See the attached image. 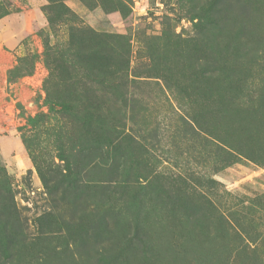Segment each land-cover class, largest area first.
<instances>
[{"label":"rangeland","instance_id":"obj_1","mask_svg":"<svg viewBox=\"0 0 264 264\" xmlns=\"http://www.w3.org/2000/svg\"><path fill=\"white\" fill-rule=\"evenodd\" d=\"M7 16L0 264H264V0H0ZM88 90L128 93L93 118L105 160Z\"/></svg>","mask_w":264,"mask_h":264},{"label":"trees","instance_id":"obj_2","mask_svg":"<svg viewBox=\"0 0 264 264\" xmlns=\"http://www.w3.org/2000/svg\"><path fill=\"white\" fill-rule=\"evenodd\" d=\"M106 41L108 40H103L100 50H101V57H102V64H103V70H107V68H109V70H113L114 72H112L110 75H106L104 74V76L109 77L111 80H115L117 79L118 83L117 84H122V78H117L119 76V74H121L122 71H118L120 68L115 67V65L112 63V60L115 58V56L110 55L109 53L114 52V49L110 46V42L106 43ZM109 52V53H108ZM113 54V53H112ZM123 58L126 60H128V57L124 56L123 54ZM119 66V65H118ZM83 92H80V94H82ZM104 95H107L108 97H110L109 101L104 102V98H100L101 101H98L97 99H95L89 92L85 94V92L82 94L86 104H87V109H90V113L86 116L87 122L85 123L88 127L86 128H90L91 132L90 135H95L96 137H98V139L100 140V147H97L96 151L99 154V158H102V160H105L108 158V156L114 151L115 149V141L113 138V134L108 131V130H98L95 131L96 129H94V124L97 123L96 121L93 120L96 119L97 121L102 120L101 123H98L99 125H101L102 123L105 124V122H112L114 120V115H111V111L113 109H115L116 105L118 104V102L120 103V108H127V103L129 101V99H127L128 97V93L124 92V91H119V93H114L111 91L105 92ZM107 99V98H106ZM198 110V111H197ZM117 111V110H116ZM96 113V115H94ZM185 118L187 119H183V123L186 124L187 126H191V131L193 129V131L197 130L203 134L209 135L210 138H213L214 140L216 139L213 135H210L207 131H205V128H207V122L205 121V123H203V120L206 118L205 112L201 109H195L194 107L190 106V113H188V116L185 115ZM93 128V129H92ZM216 141V140H215ZM98 143V145H100ZM220 144H222L220 142ZM223 147L226 148V150L228 149L229 155L232 157V152H236L237 149H235V147L232 145V143L230 142L228 145H224L222 144ZM229 158V161L231 160ZM228 161V163H230Z\"/></svg>","mask_w":264,"mask_h":264},{"label":"crops","instance_id":"obj_3","mask_svg":"<svg viewBox=\"0 0 264 264\" xmlns=\"http://www.w3.org/2000/svg\"><path fill=\"white\" fill-rule=\"evenodd\" d=\"M26 27L29 23L26 20ZM19 34L15 32L12 27L9 17L0 18V99L5 94L8 89V75L9 72L17 64V58L20 57L19 49L22 48L20 41H12L17 39ZM17 86V84H12L10 87ZM18 86L22 87H34V77L23 78ZM8 108L5 106L0 107V112L7 111Z\"/></svg>","mask_w":264,"mask_h":264}]
</instances>
